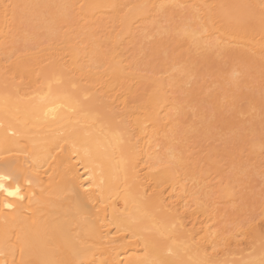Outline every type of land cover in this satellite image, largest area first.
<instances>
[{
    "label": "bare ground",
    "instance_id": "6f19581e",
    "mask_svg": "<svg viewBox=\"0 0 264 264\" xmlns=\"http://www.w3.org/2000/svg\"><path fill=\"white\" fill-rule=\"evenodd\" d=\"M258 110L264 0H0V264H264Z\"/></svg>",
    "mask_w": 264,
    "mask_h": 264
},
{
    "label": "rangeland",
    "instance_id": "374dc122",
    "mask_svg": "<svg viewBox=\"0 0 264 264\" xmlns=\"http://www.w3.org/2000/svg\"><path fill=\"white\" fill-rule=\"evenodd\" d=\"M242 105H245L244 101H242ZM256 113H259V116L254 117L251 122H260L262 120V116L264 117V113H262V111L258 110ZM216 125L221 127H214L211 130L218 131V134H211V136L209 137H204L203 133L200 134L198 137L193 139L196 146H194V149H191L192 151H198L202 146H205L204 151L198 154V157L202 158L200 166L202 168L203 176L205 177L204 180L211 183H215L217 179L221 177L222 171L228 169L226 168L227 162L229 161L230 157H232V155H238L241 147H244L241 148V155L244 156L242 158L243 161L246 158L245 156L253 157L256 153L250 151L249 145L247 143L243 145L240 142V139L243 137L241 131L233 132L227 129H222L223 126L220 122H216ZM220 135L224 136L220 137L221 139H215L218 138ZM257 136L262 135L257 134ZM205 139L207 140L205 141ZM259 151H264V148L260 149ZM260 154L261 156L258 157V160L260 161L261 165L264 166V152ZM247 162L252 164L254 162V159L249 160ZM241 168L245 171V176L248 174L247 185L249 187L246 189L248 192L247 197L249 198V200L243 202L242 206L245 209L252 210L256 205V201L260 197L258 193H264V181L260 183V175L248 171V169L243 166V163H241ZM251 168L252 167H250V169ZM214 189L216 190V188Z\"/></svg>",
    "mask_w": 264,
    "mask_h": 264
},
{
    "label": "snow or ice",
    "instance_id": "6c2138e0",
    "mask_svg": "<svg viewBox=\"0 0 264 264\" xmlns=\"http://www.w3.org/2000/svg\"><path fill=\"white\" fill-rule=\"evenodd\" d=\"M12 180L13 177L11 175H0V191H3L8 196H15L20 191L19 187L14 190H10L7 187V182H11Z\"/></svg>",
    "mask_w": 264,
    "mask_h": 264
}]
</instances>
